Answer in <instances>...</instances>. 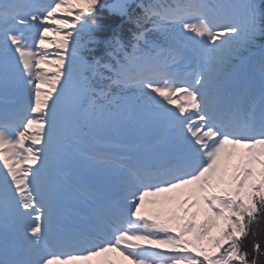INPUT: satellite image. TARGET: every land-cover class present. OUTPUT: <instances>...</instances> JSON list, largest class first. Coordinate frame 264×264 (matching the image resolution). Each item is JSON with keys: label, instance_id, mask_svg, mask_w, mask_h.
Segmentation results:
<instances>
[{"label": "snow or ice", "instance_id": "1", "mask_svg": "<svg viewBox=\"0 0 264 264\" xmlns=\"http://www.w3.org/2000/svg\"><path fill=\"white\" fill-rule=\"evenodd\" d=\"M106 7L135 26L130 42L96 35ZM259 37L261 0H0V264H264V85L241 97L224 81ZM138 115L160 130L156 150L103 140L88 159L119 170L77 179L90 207L67 223L69 137Z\"/></svg>", "mask_w": 264, "mask_h": 264}, {"label": "trees", "instance_id": "2", "mask_svg": "<svg viewBox=\"0 0 264 264\" xmlns=\"http://www.w3.org/2000/svg\"><path fill=\"white\" fill-rule=\"evenodd\" d=\"M113 1L114 0H103L105 5H109ZM138 2L151 3L152 0H138ZM166 2L170 3L171 0H166ZM261 2L264 3V0H261ZM131 11H132L134 16L141 14L140 9L136 8V7H133ZM100 23L104 26V32L103 33H96V35L99 36L100 39H102V40L111 37V35L113 33H115V34H118V35H121L122 37H124L126 39V42H130L132 33L136 31V28L132 23H129L126 20L116 16L114 13L110 12L107 7L105 8V10L100 15ZM148 27H150V25ZM149 34H152L155 37V39H161L160 34L157 32H150ZM261 38L262 37H259L258 40ZM87 40H88V33L85 32L84 35L82 36V41L84 43H86ZM257 44L259 45L260 42H257ZM92 47L97 48V50H98L97 54H100L99 48L103 47V45H99V46L92 45ZM249 48H253V47H249ZM247 51H248L247 49L244 51H241L239 53L238 57L246 54ZM122 59H123V56L120 53H118L115 56L113 63H115L116 60H122ZM100 81L104 85V79H100ZM248 247L251 248V243H249Z\"/></svg>", "mask_w": 264, "mask_h": 264}, {"label": "rangeland", "instance_id": "3", "mask_svg": "<svg viewBox=\"0 0 264 264\" xmlns=\"http://www.w3.org/2000/svg\"><path fill=\"white\" fill-rule=\"evenodd\" d=\"M70 19V18H69ZM51 51H55V49H51ZM165 58H167L165 56ZM203 63V62H200ZM246 63L247 62H242L241 65L239 67H237L236 71L234 74H241L245 72V67H246ZM231 79V78H230ZM227 82V80L225 81V83ZM229 83V81H228ZM228 83H227V87H228ZM244 86H246V83L244 84ZM135 121H138L144 128L143 130V134L148 133V132H153L154 134H157L160 132V130L157 128V126L153 123L150 122V119L147 116H143V118H136ZM110 258L113 261V264H120L121 260L116 256V255H111Z\"/></svg>", "mask_w": 264, "mask_h": 264}]
</instances>
